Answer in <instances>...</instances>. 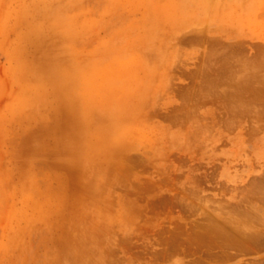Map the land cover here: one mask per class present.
<instances>
[{
  "label": "rangeland",
  "instance_id": "374dc122",
  "mask_svg": "<svg viewBox=\"0 0 264 264\" xmlns=\"http://www.w3.org/2000/svg\"><path fill=\"white\" fill-rule=\"evenodd\" d=\"M263 183L264 0H0V264H264Z\"/></svg>",
  "mask_w": 264,
  "mask_h": 264
},
{
  "label": "bare ground",
  "instance_id": "6f19581e",
  "mask_svg": "<svg viewBox=\"0 0 264 264\" xmlns=\"http://www.w3.org/2000/svg\"><path fill=\"white\" fill-rule=\"evenodd\" d=\"M253 67V66H252ZM256 68V67H255ZM262 72V71H261ZM230 107V106H229ZM240 107V106H239ZM238 107V108H239ZM248 108V107H247ZM246 108V109H247ZM243 110H244V108H243ZM249 110V109H248ZM233 114V113H232ZM254 114V113H253ZM237 118V117H236ZM235 119V118H234ZM264 184V183H263ZM262 187V186H261ZM261 190H264V189H262L261 188ZM260 190V191H261ZM263 191H261V193H262ZM264 194V193H263ZM264 196V195H263ZM247 215V214H246ZM247 218V217H246ZM264 221H262L261 223H263ZM260 223V224H261ZM242 225H243V223H241ZM259 224V225H260ZM245 225H247V224H245ZM245 225H243V226H245ZM264 226V224H261V226H259V227H263ZM237 227V226H236ZM246 227H251V229H252V226H250V225H248V226H246ZM244 229H246V228H244ZM254 229V228H253ZM237 230H239V229H237ZM256 230V229H255ZM240 231V233H238L240 236H241V239H243V241L247 244V243H251L252 241H256L257 240V238H262V237H264V228H262L261 229V232H257V231H255V232H253V231H247V232H245V231H241V229L239 230ZM215 233H217V232H215ZM221 234V233H220ZM219 234V235H220ZM225 235V234H224ZM230 239V238H229ZM226 243V242H225ZM224 244V243H223ZM228 244V243H227Z\"/></svg>",
  "mask_w": 264,
  "mask_h": 264
}]
</instances>
